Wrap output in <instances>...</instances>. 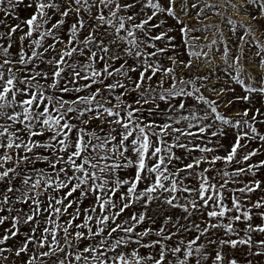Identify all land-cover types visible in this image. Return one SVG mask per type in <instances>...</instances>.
<instances>
[{
  "label": "snow or ice",
  "instance_id": "1",
  "mask_svg": "<svg viewBox=\"0 0 264 264\" xmlns=\"http://www.w3.org/2000/svg\"><path fill=\"white\" fill-rule=\"evenodd\" d=\"M5 3L0 264H239L225 251L238 248L264 257V238H256L264 236V195L252 199L264 193V159L249 163L264 155V74L249 68L264 73V0ZM226 6L246 19L216 11ZM206 10L233 35L242 30L238 54L230 55L219 25L186 23ZM209 28L223 46L219 89L210 86L218 40L197 43ZM250 43L256 51L246 66ZM185 70L196 74L177 75ZM238 103L247 107L232 116L219 110ZM218 162L243 166L220 169L217 180L208 173ZM225 190L236 193L228 203ZM153 204L164 211L152 213Z\"/></svg>",
  "mask_w": 264,
  "mask_h": 264
},
{
  "label": "rangeland",
  "instance_id": "2",
  "mask_svg": "<svg viewBox=\"0 0 264 264\" xmlns=\"http://www.w3.org/2000/svg\"><path fill=\"white\" fill-rule=\"evenodd\" d=\"M203 2H204V0H202V3ZM206 2L207 3H217L218 0H206ZM232 2L236 3L237 0H232ZM0 7L6 8L7 4L5 3L4 5H0ZM206 11H207V17L201 18L200 21L186 20V23H189L193 27H202V24L219 25L220 33L223 34V39L227 43L229 48L231 49L230 55L238 54L237 45H238L239 41H238L237 37L243 34L242 30L237 31V33L235 35H233L229 31L230 26L227 24L226 19H221L219 16L214 15L213 11H211V10H206ZM216 11H224L226 13V16H231L234 20H237V21H243V20L246 19L243 16H237L232 11V9L230 7H228V6H226L225 9H222V10L221 9H217ZM18 14L21 16V18H24L25 16L28 15V13H26V12H24L22 10ZM194 14H195V11L193 10L192 15H194ZM12 15L15 16V15H17V13H13ZM3 18H4L3 12H0V19H3ZM9 21L12 24H15V23L18 22L17 20L12 19L11 17H9ZM70 22L71 21H69V23ZM168 23H169V25H172L175 22L172 21L171 19H169ZM3 30H4L3 28H0V31H3ZM214 33H215V36H214ZM220 33H216V29L215 28H209L207 31H205L203 33V35L207 37V40H200V41L197 42L198 44H206V43H209L213 38H216L218 40L217 45L214 46V48H213V52L215 53V58L213 59L212 63H213V65H219V68L217 69V71H215V73L213 75V79L210 81V86H215L217 89H219L223 85V81L226 78L225 74H224V71H223V69L225 68V65L223 64V62L220 59V53L216 52V49H220L222 51V47H223L219 43V40L221 38L220 37ZM17 35H19V33H17ZM173 35H177V41L176 42L179 44V42H180L179 35L176 34V33H173ZM197 35H199V33H197ZM256 35L259 37L260 33L257 32ZM246 39H249V38L246 37ZM261 42L264 43V37H261ZM160 46H163V44H161ZM244 47H245V54H244V57H243V62L245 63L246 66H249L248 65V61L251 58L252 54L256 51V49H255L254 43H250L248 45H245ZM205 50H207V49H205ZM13 51H15V49H13ZM182 58L183 59H187V56H183ZM164 63H165V65H167L168 61L165 60ZM197 63L199 64V67L201 69L199 74H207L210 71V69L207 68L202 61H198ZM41 67H46V66L45 65H41ZM249 68L253 72L254 75L259 76L260 74H264V73H261V71L258 68H251L250 66H249ZM195 74H196L195 72L189 73L187 70H185L184 72L177 71V75L178 76L183 75V76L187 77L189 75H195ZM217 77H219V80L216 79ZM165 86H167V84ZM236 94L237 95H242L243 94L238 86H237ZM204 95L208 96L210 99H215L216 98L214 96V94H212L210 92H204ZM229 95H231V94H229ZM254 100L256 101V106L257 107H261V103L259 101V98L254 97ZM223 102L224 101H221V103H223ZM187 103L189 105H191V104L194 103V101L189 99L187 101ZM161 107L163 108V107H165V105L163 103H161ZM244 107H247V105L238 103L235 107H233L231 109H225V108L221 107L219 110L223 114H226L228 116H232L238 109L242 110ZM262 110H264V109H262ZM185 114H187V113H185ZM260 130L262 132H264V128H261ZM231 140H232V133L230 131L229 132V137L227 139H223L222 140V143L224 144V148H221L219 150L218 154H221V155L224 154V150H225V148L228 147L229 142ZM251 147H256V143H252ZM177 154L180 155L181 153L178 151ZM193 155L194 156H199L200 154L198 152H196V153H193ZM260 159H264V155H260V156L254 157L252 159V161H250L249 163H255L256 161H258ZM239 166H243V165H232L230 167H226L222 163L218 162L217 165L215 166V169L212 172L208 173V175H210L212 177H215L217 180H219V177L216 175L217 171H219L220 169L231 171L232 168L239 167ZM43 167H45L43 164H38L37 165V168H43ZM202 167H209V165L204 164V165H202ZM29 174H31V173H29ZM261 174L264 175V170H262ZM246 179H250V177H241V180H246ZM191 183H195V181H191ZM239 186L240 185L230 184V185H228V189L236 188V187H239ZM141 187H143V185H141ZM232 194H236V193H230L229 191L225 190L226 203L229 202L227 198L229 197V195H232ZM260 195H264V193L257 192L255 194H252V199L255 200ZM163 211H164V209L158 207V205H156V204L152 205V213H155V214L158 215V214H160ZM172 211H177V210H169V214H171ZM152 213H150V214H152ZM256 222H259V221L257 220ZM159 223H160V221L158 220V224ZM145 226H149V225H145ZM241 227H242V225H241ZM220 235H222V233H220ZM256 238L257 239H261V238H264V236H260L259 234H256ZM225 251L229 255V257H235L238 260L239 264H247V260L248 259L252 260V264H264V257L256 258V257H251L250 255H246L247 249H239V248L235 249V250L226 249Z\"/></svg>",
  "mask_w": 264,
  "mask_h": 264
}]
</instances>
